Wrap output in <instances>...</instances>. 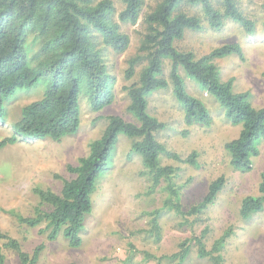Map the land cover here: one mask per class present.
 Instances as JSON below:
<instances>
[{
	"label": "trees",
	"instance_id": "1",
	"mask_svg": "<svg viewBox=\"0 0 264 264\" xmlns=\"http://www.w3.org/2000/svg\"><path fill=\"white\" fill-rule=\"evenodd\" d=\"M117 3L123 6L120 11ZM197 7L216 31L230 20L240 25L247 36L257 33L255 18L242 9L240 0H158L153 7L150 0H0V123H7V102L18 93L38 87L43 90L40 100L22 109L13 125V135L0 141V149L16 144L19 138L60 141L77 134L83 98L95 112L111 106L115 101L116 78L109 72L103 50L108 47L116 54L127 52L131 39L122 26L135 25L144 15L145 35L125 74L127 80H132L144 65L139 80L126 88L130 97L127 111L136 123L110 116L103 136L90 144L89 155L81 158L78 166L68 168L75 178L57 176L63 183L60 193L36 188L40 204L34 216H20V223L31 228L45 225L41 232L48 235L49 241L63 236L70 247L79 248L86 218L93 211L92 196L121 135L136 140L133 152L141 157L151 183L147 194L157 190L165 194L160 212H173L182 219L181 226H188L193 223L190 218L198 219L216 201L224 187V177L209 186L200 203L185 211L183 187L175 181L178 169L162 164L165 155L197 165V153L182 160L168 152L155 136L165 129V124L149 114L148 96L169 87L164 72L166 61L171 63L170 82L184 109L186 124H212L205 103L188 92V78L221 105L231 124L242 126L239 137L229 142L226 150L235 169L252 170L253 158L260 154L264 144V107L255 108L247 92L235 93L233 80L224 82L215 63L232 55L243 58L242 46L227 44L201 57L176 46L187 31L203 30L202 18L191 13ZM261 179L260 196H248L241 204L240 214L245 220L264 209V174ZM44 206L48 209L44 210ZM153 224V233L159 239V224L156 220ZM204 235L205 231L200 237L194 235L182 242L180 251L169 260L181 264L195 247L199 258L224 264V240H218L208 250ZM0 239L7 240V247L19 255L21 264H36L46 247L41 244L30 254L17 240L1 232ZM145 257L158 264L162 262V258L150 254ZM0 264H4V257H0Z\"/></svg>",
	"mask_w": 264,
	"mask_h": 264
},
{
	"label": "rangeland",
	"instance_id": "2",
	"mask_svg": "<svg viewBox=\"0 0 264 264\" xmlns=\"http://www.w3.org/2000/svg\"><path fill=\"white\" fill-rule=\"evenodd\" d=\"M157 1L150 0L151 6ZM240 2L242 9L257 22L255 36H247L240 25L230 20L216 31L197 7L191 13L202 18L203 30L187 31L176 46L201 57L224 45L240 44L243 58L232 55L215 63L221 79L233 80L234 92L249 93L253 106L259 109L264 107V0ZM117 8L120 11L123 6L117 3ZM143 16L135 25L122 26L131 39L127 52L116 54L108 47L103 50L109 72L116 78L115 101L111 106L95 112L83 98L81 127L77 134L60 141L19 138L16 144L0 149V232L17 240L30 254L41 244L46 245L36 264H158L155 259L147 260L146 254L162 258L161 264H178L168 257L180 251L182 242L194 235L200 237L204 231L208 250L218 240H224V264H264V209L248 220L240 214L246 197L260 196L264 144L260 154L253 158L252 170L235 169L226 145L239 137L242 126L231 124L221 105L195 81L185 78L188 92L205 103L212 117L210 127L188 126L184 109L173 93L169 61L164 65L169 87L148 96V112L165 124V129L155 134L165 149L182 160L195 152L197 165L165 155L162 164L178 169L175 181L183 187L185 211L200 203L208 194L209 186L224 177L225 184L216 201L198 219L190 218L193 223L188 226H181L182 219L173 212H160L165 194L158 190L147 194L151 183L141 157L133 152L136 140L121 135L110 165L100 176L92 196L93 211L86 218L79 248L70 247L63 236L49 241L48 235L41 232L45 225L31 228L19 222L20 216H34L40 204L34 192L36 188L60 193L63 183L57 176L75 178L68 168L78 166L80 159L89 155L90 144L103 136L110 116L136 123L127 111L130 97L126 88L139 80L144 65L137 69L132 80H127L125 74L129 60L138 53L145 35ZM42 96L43 90L38 87L21 91L7 102L8 121L0 123V141L13 135V125L19 120L22 109ZM155 220L160 227L159 239L153 233ZM0 257H4V264H21L19 255L7 247L4 239H0ZM181 264L212 263L199 258L193 247Z\"/></svg>",
	"mask_w": 264,
	"mask_h": 264
}]
</instances>
